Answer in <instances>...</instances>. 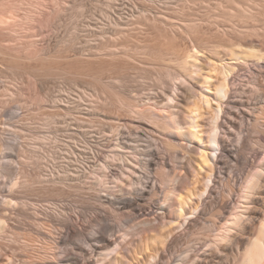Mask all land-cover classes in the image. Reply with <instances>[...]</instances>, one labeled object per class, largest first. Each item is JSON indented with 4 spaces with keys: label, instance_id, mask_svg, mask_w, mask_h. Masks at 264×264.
Instances as JSON below:
<instances>
[{
    "label": "bare ground",
    "instance_id": "6f19581e",
    "mask_svg": "<svg viewBox=\"0 0 264 264\" xmlns=\"http://www.w3.org/2000/svg\"><path fill=\"white\" fill-rule=\"evenodd\" d=\"M137 1L148 5L143 10L132 9L126 17H108L97 29H82L87 34L97 32L93 33L96 39L87 42L90 50L83 58L73 60L64 54L48 58L47 54L29 62L18 57L6 58L0 50V61L11 70L39 80L53 77L81 81L94 88L95 97L88 98L83 93L78 103L68 104L65 111L70 116L64 117L74 118L71 111L78 110L81 102L86 103L87 119L78 117L71 121L78 122L79 127L84 122L94 128L101 116L100 120L111 123L112 133L104 150L94 153L90 147L83 148L87 156L82 160L75 158L74 150H65L68 158L76 160H71L74 163L95 162L88 176L86 168L79 164L84 170L78 168L75 172L84 174H74L75 178H70L69 164H56L69 161L60 156L61 140L46 133L41 138L35 133L18 134L13 150H22L23 140L28 144L24 145L25 151H18L20 161L4 169L9 176L8 188L0 187V237L7 231L11 234L8 236L13 242L9 247L15 251L17 264H131L134 260L132 264H264V145L259 137L245 143L250 132L264 135V0ZM196 3H207L218 14L221 11L229 20L234 19V23L218 26L215 41L210 34L201 32V38H192L194 43L189 47L181 49L179 43L180 47H175L173 42L178 38L202 31L198 19L186 14V7ZM6 22L26 29L33 18L13 16ZM145 28L156 29L165 44L142 45L132 39L131 45L130 38ZM73 29L77 31V26ZM124 57L149 66L123 62ZM239 68L245 70L246 74H240L243 79H238ZM130 71L154 80V88L134 96L130 92ZM135 87L140 93V86ZM247 92L250 95L245 100ZM58 102L54 101L56 110L39 112L46 125L63 117L64 110ZM120 109L130 117L116 118L114 114ZM33 115L30 112L27 117ZM150 138L158 141L157 149L164 146L169 152L144 150L139 142L150 144ZM234 139L236 144H232ZM37 142L42 144L37 146ZM50 142L56 150L42 152ZM0 143L4 144L1 133ZM243 145L251 150L258 146V163H252V171L242 172L240 177H229V171L239 170L242 161L249 160L241 154ZM56 156L62 160H56ZM47 160H52L53 169L45 175L19 167L25 164L30 169ZM58 165L60 171L54 168ZM152 171L154 178L147 176ZM64 186L79 193V208L91 210L86 215L88 224L101 219L97 212L100 206L114 212L141 211L135 233L118 236L112 232L104 236L98 230H77L68 234L72 218L69 207L54 204L56 200L52 199V210H45L34 206L35 199L29 196L30 190L60 194L64 190L60 187ZM86 190L93 191L91 204L84 200ZM151 193L161 194V199L145 205L144 197ZM29 200L32 212L22 209L29 205ZM82 212L76 210V217H84ZM13 217L25 218L34 225L18 221L10 224ZM72 237L82 240L88 249L72 242ZM67 243L72 245V251L61 255L60 249ZM19 244L33 247L22 252L18 251L23 248ZM181 249L186 254H176L175 260V252ZM45 250L50 252V258H46ZM7 253L2 249L0 264ZM33 254L42 260H30Z\"/></svg>",
    "mask_w": 264,
    "mask_h": 264
},
{
    "label": "rangeland",
    "instance_id": "374dc122",
    "mask_svg": "<svg viewBox=\"0 0 264 264\" xmlns=\"http://www.w3.org/2000/svg\"><path fill=\"white\" fill-rule=\"evenodd\" d=\"M147 5L148 4L146 2L137 0H0V50H2L4 54H6V58L18 57L20 59H24L25 61L30 60L31 62L33 60H36L40 56H44L47 54V57L50 55L48 58H50L51 55H54L52 57L56 58L59 55V57H61L64 54V56H69L70 59L77 60L85 57L84 54L89 53L90 46H88L87 42L89 41V39H96L93 37L95 36L93 33L97 34L96 30L92 31V33L87 34L82 29L90 26H92V30H94V28L97 29L99 28V26L106 22V18L108 17L112 19H117L120 16L126 17L129 16L132 9L136 8L135 11L139 9L143 10V8L147 7ZM154 7L158 8L160 6L156 5ZM186 8V14L194 16L198 19L197 24H199L202 29L200 33L206 32L208 35L210 34L209 36H211V40L213 39L212 41H215V39L217 38L216 31L218 26L231 25L232 23H234V19L229 20L226 16L221 14L222 12L219 10L218 11L220 12V14H218V12L215 11L213 7H209L207 3L191 4ZM12 14H14V17L19 19H25L29 17L33 18V22L26 29L20 28L19 26L18 28H16V26L13 27V25H10L6 22L7 18L13 17ZM76 26L77 31H74L73 28ZM145 29L146 30H142L143 32H137L138 36L135 34L137 38L135 37V35V39L131 37V42L129 43L133 45L134 42L132 43V41H136L137 39L138 42H136H141L142 45L149 44L152 46L154 45L162 47L165 41L159 33H156V29ZM219 31H222V29H220ZM200 33H192L190 34V36L188 35L184 39L178 38V41L175 40L177 43L174 41L175 43L173 42V44H176L175 47L180 45L181 49H183L184 47H189L194 43L191 40L192 38H201L202 33ZM158 35L160 37H158ZM209 36L206 35L207 38ZM219 36H223L222 32H219ZM178 43L179 45H177ZM140 44L139 46H141ZM135 45L138 46V44ZM179 47L178 49H180ZM132 60L134 59L130 58V60H128V58L124 57L123 62H131L133 65L137 64L138 66L142 64V66L140 67L143 68L144 66H149L136 61V59L134 60V62H132ZM5 64V62L0 61V133L4 138V144L2 143L1 145L0 143V187L2 188L3 186L4 189L8 188L9 175H6L5 170L12 167L9 165L16 164V162L20 161L17 156L26 148L28 144L27 140H23V142L25 143H22V150H20V148H16V150L14 151L12 147L14 144H16V140H18V134H21V136H26V134L33 135L35 133V136L41 138L42 135H45L46 133L51 136L57 137L58 140H61L58 146H60L62 154H60V152H56V154L64 156V158H66V161H69L56 162V164H69L68 169H70V178H75L74 174H84V172H75L76 170H78V168H80V166L78 165L82 164V162L74 163L76 162V160H74V158H68L69 155L65 150H68V152H72V150H74V154H76L75 158H78V160H82V158L87 156L86 152H84L83 149L85 147L92 148L94 153L104 150V148H106L105 146L108 145L105 144V142H108L112 137V133L110 131L111 129L109 127L111 123L108 124V122L100 120V118H103L100 116L98 122L95 123L96 126H94V128H90L84 122H82V126H80V128L78 126L80 125L78 124V122H76L75 120L73 122L71 120L78 117V119H87V110L84 109L87 106L86 103L82 102V105L77 106V108H79L78 110L75 109L74 112L71 111V114H73L72 117L74 118H66L64 116H70V114H66V107L68 106V104L73 105L74 103H78L76 101L80 96H82L83 93L86 94V96L88 95V98H90V96L95 97L96 91L94 90V88H92L91 86L89 87V85H87L86 83L84 85V83H82L81 81L73 82L63 78L47 77L39 80L38 78H33L32 76L20 70H11L7 68ZM236 72H239L238 79H243L240 78L241 73L244 72V74H246L245 70H242V68H239V70ZM130 73V92H132L134 96H140V94H142V90H146V92H148L154 88L152 85L154 83V80L139 77L133 71H130ZM112 82L117 83L113 80ZM135 86H140V93H137L135 91ZM131 88L133 89V91ZM139 88L137 87V89ZM156 91H160V89L156 88ZM132 94L130 95L132 96ZM249 95V92L245 94V100L249 97ZM55 100H58L59 105L63 107L62 110L64 111L61 112L60 110L61 116L63 117H58L55 120H52L50 124L46 125L44 123L43 116L40 115L39 112H52L56 110L54 104ZM30 112H32L34 115L33 117L28 118L27 114ZM114 116L116 118H122L126 116L130 117V114H128V112H125V110L123 111L120 109L119 112H115ZM124 130H127V128H124ZM154 135L155 137L161 138L159 135ZM254 137H259L261 140L260 143L264 145V135L262 133L257 134L253 132H250V137L245 139L246 145L248 142L252 143V141H254ZM236 140L237 139H234V142L232 144H236ZM6 141L7 143H9L8 146H6ZM157 142L158 141H155L153 138H150V144H147L143 141L139 142V144L145 147L144 150H146L147 148L154 151L159 150L162 154L169 152L167 148H164V146L157 149ZM39 144L41 145L42 143L37 142L36 145L39 146ZM64 144H72V146H70V148H66L67 146H65ZM254 147L255 148H252L251 150V148L249 149V146L243 145L241 154L249 160L248 162L242 161L243 165L241 168H239V170H235L233 173L229 171L227 173L229 177L237 178L240 177V175L242 176V172L252 171V167L254 166L252 165V163L257 164L260 157V155H258V146L255 145ZM50 148H54V150H56V146L51 143L48 144V148H42V152H46V154H48V152H52ZM19 150L20 152H18ZM42 152L37 153L40 156H44ZM11 154L12 157L14 155L13 158L11 157ZM52 156H54V154H52ZM56 160L60 161L62 160V158H58V156H56ZM71 160H74V162ZM84 162H86V160H84ZM94 163L95 162H86L88 166H86V164H82V166H84V168H86L87 170V176L88 172H91V170L89 169L94 166ZM51 164L52 160H50L49 162L47 160V163L41 165L39 164L40 166L36 165L34 167H30V169L29 167L27 168L25 164H19L20 166H18L21 167L20 170H28V172L32 174L34 172L36 173L40 171L45 175L48 174L49 170L53 169V166ZM70 164L72 165L70 166ZM54 168L58 170L60 166H54ZM84 168H80V170H84ZM147 174L148 177L154 178V171ZM70 182L74 183L75 181L71 180ZM70 182L68 181V184H70ZM138 187L141 188L143 186L138 185ZM60 188L64 189L62 190V192H60V194L53 193L51 195L50 193H48L50 195L49 196L47 192L44 193V191L42 192L39 190H30L31 192L29 191V196H32V198L35 199L34 202H36V204H34V206H38V208H43L45 210H52L53 204L49 203L52 202V199L56 200V202H53L54 204H57L59 202L58 204H64L69 207L71 209L69 214L72 218L68 222V234H73L77 230H83L85 233H90L98 230L104 236H110L112 232H115V234H118V236H120L124 232L135 233L136 224L140 219L138 216L140 215L141 211H135V213L114 212L112 209L109 210L105 206H100L97 212L100 215L101 219H99L97 222H91L88 224L86 221V215L90 214L89 212H91V210H83L82 208H79L78 205H82L78 201L79 197L76 196L79 195V193L75 190L74 192H72L65 186ZM63 191L66 192L64 193ZM92 192L93 191L91 190H86L84 193L85 195H83L85 198V202L88 204H91L93 202L90 198ZM71 193H74V195H72ZM161 196V194H148V196L146 195L144 197V204L146 203L145 205H153L157 200L161 199ZM28 203L29 205L26 208L22 209L27 210L28 212H32V210H29V208L32 207V202H30L29 200ZM48 204H50V206ZM76 210H79L80 212L83 211L82 213L84 214V217L81 216L77 218ZM17 221L24 224L34 225L30 222V220L26 221V219L22 217H20V220H16V218L13 217L11 220H9V223L12 224V222L16 223ZM24 224H22V226H24ZM8 235L10 236L11 234L7 231L6 233H4V236L0 237V242H2L0 243V253H2V249L4 252H9L4 258L3 263L1 264H17V261L13 256L15 251H12V249L9 247L10 243H12L13 241L11 239L9 240L10 237ZM72 242L78 243L79 245H82L83 248L88 249V246L84 244L80 239L72 237ZM69 244L70 243H67L62 246V248L60 249L61 255L72 251V245ZM20 246L21 248H23L18 249V251L24 250L22 252H27L33 247L31 246L30 248L29 246L26 248L22 244H19L18 247ZM34 248L31 251H34ZM44 252L48 254L46 258H50V252L48 253L47 250H45ZM176 254H182V256H184V254L186 253H183V249H181V251L178 250L174 254L175 260ZM33 255L34 257L31 255L32 257L30 258V260H42V257L39 258L37 255ZM182 256H178V259H182ZM131 260V258L128 259L130 263ZM134 261H132V263Z\"/></svg>",
    "mask_w": 264,
    "mask_h": 264
}]
</instances>
